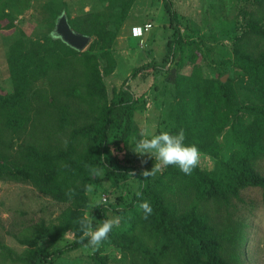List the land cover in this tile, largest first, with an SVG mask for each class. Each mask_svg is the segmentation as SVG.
Listing matches in <instances>:
<instances>
[{
  "label": "trees",
  "instance_id": "trees-1",
  "mask_svg": "<svg viewBox=\"0 0 264 264\" xmlns=\"http://www.w3.org/2000/svg\"><path fill=\"white\" fill-rule=\"evenodd\" d=\"M33 1L0 0V28L13 35ZM135 1L97 0L74 16L64 0L43 1L37 7L52 21L66 14L75 32L92 37L88 47L71 46L55 30L35 38L21 32L9 45L11 90H0V181L29 183L66 206L51 221L20 209L6 233L25 248L18 253L0 240L5 262L60 264L66 253L85 248L81 218L96 227L119 216L88 264H243L249 224L236 201L259 187L264 205V0H223L220 6L229 3L236 19H221L213 37L230 41L232 51L211 58L213 75L205 69L211 47L201 27L187 18L182 28L184 15L164 0L171 32L166 54L160 65L135 67L131 77L169 73L175 62L155 134L184 129V143L214 162H199L191 175L168 166L147 179L141 173L154 167L155 157L137 155L130 145L144 134L136 115L146 110L148 91L124 83L109 92L105 80L116 71V40ZM86 165L100 176L93 179ZM87 184L94 192L102 188L101 203L92 204ZM145 200L153 209L147 219L139 207ZM63 239L60 247L44 245Z\"/></svg>",
  "mask_w": 264,
  "mask_h": 264
},
{
  "label": "rangeland",
  "instance_id": "rangeland-1",
  "mask_svg": "<svg viewBox=\"0 0 264 264\" xmlns=\"http://www.w3.org/2000/svg\"><path fill=\"white\" fill-rule=\"evenodd\" d=\"M46 0H34L33 8L27 10L18 20L17 28L13 35L11 32L0 28V90H11V79L7 66V56L9 45L21 35V32L29 38L42 37L51 30H55L56 23L52 21L47 13L37 7ZM71 14L74 16L79 13L81 6L86 5L90 8V3L97 0H64ZM175 9L183 14L182 28H185L187 18L194 19L202 33L205 34L206 45L211 47V56L205 63L207 74L213 75L217 70L212 60H219L229 57L231 53V43L228 40L220 41L213 37V32L219 30L220 20L231 21L236 19V13L229 9V3L220 6L223 0H170ZM85 2V3H84ZM243 0H241V3ZM212 3V4H211ZM225 3V2H224ZM241 5L240 2H237ZM167 6L164 0H136L130 17L126 20L116 40L117 68L116 71L105 80L109 92L114 87H121L124 83L130 85L136 92L148 91V104L146 110L136 115L138 125L145 136L155 134L160 121L162 101L166 96L167 86L173 84L177 67L175 62L169 73H160L153 76L152 72L144 71L136 78L131 77V72L137 66L145 63L155 62L161 64L166 54L168 37L171 35L169 27V15L166 12ZM149 19H152L149 21ZM145 22H152L151 31L144 34L145 44L141 47L139 38H134L131 34L133 25H143ZM196 29V27H194ZM9 35V36H8ZM213 37V38H212ZM230 51V52H229ZM213 58V59H211ZM179 57L175 59L178 61ZM204 62V61H203ZM172 63V62H171ZM189 72V68L186 69ZM160 85L162 89L154 91L153 87ZM167 85V86H166ZM229 144L228 138H224V146ZM147 155V154H146ZM150 157V156H149ZM200 162L212 165L214 159L209 156L200 155ZM260 171L264 174V160L260 163ZM107 183V181H105ZM134 184V182L132 183ZM103 190L92 191V204L101 203ZM109 194V193H107ZM115 196L109 194L110 198ZM243 201H236L238 212L248 221L249 238L242 247L243 264H264V205L262 189L251 187L242 192ZM66 204L58 203L50 197L39 192L29 183H15L0 181V240L13 247L18 253L25 248L24 245L6 233V229L13 218L19 216V210L34 211L37 216H44L47 221L53 220L64 208ZM92 213V208L88 209ZM67 242L66 239L54 242L44 241V245L50 249L60 247ZM90 248L78 249L66 253L60 264H88ZM87 260V261H86ZM0 264H14L5 262L0 255Z\"/></svg>",
  "mask_w": 264,
  "mask_h": 264
},
{
  "label": "clouds",
  "instance_id": "clouds-1",
  "mask_svg": "<svg viewBox=\"0 0 264 264\" xmlns=\"http://www.w3.org/2000/svg\"><path fill=\"white\" fill-rule=\"evenodd\" d=\"M185 139L186 135L184 129H180L175 134L162 131L159 134L145 136L141 133L140 138L134 139L133 144L130 145L133 152L140 156L147 154L151 158L153 156L155 157L156 162L154 167L151 170L142 171L141 175L144 179L155 176L163 168L168 166H176L185 175H191L193 169L196 168L200 162V151L194 144L186 145L184 143ZM143 162L144 161H142V163ZM86 167L89 168L90 175L93 179L100 176L99 168L89 165H86ZM132 175H135V173ZM93 190L92 184L85 185V191L87 193H91ZM74 194V190L72 189H69L66 193L69 198ZM138 195L141 194L138 193ZM139 207L143 210L144 219H147L153 212L150 203L146 200L142 201ZM120 219L119 216H115L111 219H105L98 226L93 227L90 220L81 218L78 221L82 232L81 242L83 243V241L86 240L87 243L84 245L86 248H90L92 251L98 250L102 243L109 238V233L112 231L113 227L119 225Z\"/></svg>",
  "mask_w": 264,
  "mask_h": 264
},
{
  "label": "water",
  "instance_id": "water-1",
  "mask_svg": "<svg viewBox=\"0 0 264 264\" xmlns=\"http://www.w3.org/2000/svg\"><path fill=\"white\" fill-rule=\"evenodd\" d=\"M55 32L67 43L79 50H85L92 41L91 36L75 32L71 28L66 14H63L57 20Z\"/></svg>",
  "mask_w": 264,
  "mask_h": 264
},
{
  "label": "built area",
  "instance_id": "built-area-1",
  "mask_svg": "<svg viewBox=\"0 0 264 264\" xmlns=\"http://www.w3.org/2000/svg\"><path fill=\"white\" fill-rule=\"evenodd\" d=\"M153 24L151 22H146L144 25H135L132 27V35L139 38L141 47L145 44V39L143 38L144 34L151 30ZM107 199V196L104 195V200Z\"/></svg>",
  "mask_w": 264,
  "mask_h": 264
},
{
  "label": "crops",
  "instance_id": "crops-1",
  "mask_svg": "<svg viewBox=\"0 0 264 264\" xmlns=\"http://www.w3.org/2000/svg\"><path fill=\"white\" fill-rule=\"evenodd\" d=\"M137 25V24H136ZM134 26V25H133ZM134 37V36H133ZM134 38H136V37H134Z\"/></svg>",
  "mask_w": 264,
  "mask_h": 264
}]
</instances>
